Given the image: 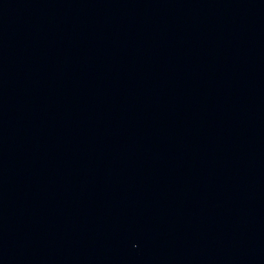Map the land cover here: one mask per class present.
Masks as SVG:
<instances>
[{
	"label": "water",
	"instance_id": "water-1",
	"mask_svg": "<svg viewBox=\"0 0 264 264\" xmlns=\"http://www.w3.org/2000/svg\"><path fill=\"white\" fill-rule=\"evenodd\" d=\"M0 264H264V0H0Z\"/></svg>",
	"mask_w": 264,
	"mask_h": 264
}]
</instances>
